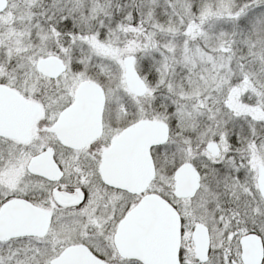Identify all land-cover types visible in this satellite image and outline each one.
<instances>
[{
  "label": "snow or ice",
  "instance_id": "1",
  "mask_svg": "<svg viewBox=\"0 0 264 264\" xmlns=\"http://www.w3.org/2000/svg\"><path fill=\"white\" fill-rule=\"evenodd\" d=\"M0 264H264V0H0Z\"/></svg>",
  "mask_w": 264,
  "mask_h": 264
}]
</instances>
